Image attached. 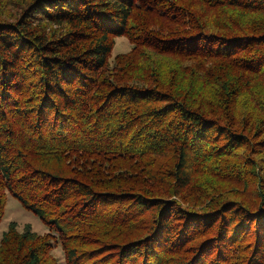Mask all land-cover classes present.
<instances>
[{"label":"trees","instance_id":"trees-1","mask_svg":"<svg viewBox=\"0 0 264 264\" xmlns=\"http://www.w3.org/2000/svg\"><path fill=\"white\" fill-rule=\"evenodd\" d=\"M8 193L0 264H264V0H0Z\"/></svg>","mask_w":264,"mask_h":264},{"label":"rangeland","instance_id":"rangeland-1","mask_svg":"<svg viewBox=\"0 0 264 264\" xmlns=\"http://www.w3.org/2000/svg\"><path fill=\"white\" fill-rule=\"evenodd\" d=\"M131 43L126 36H118L113 48V55L130 50ZM15 222L17 228L22 230L25 225L29 224L34 231L40 234L46 233L48 230L47 225L32 211L25 209L21 202L13 198L11 194H7V204L4 211V216L0 222V238L3 232L8 228V224ZM1 240V239H0ZM53 252L57 256L58 260L63 263L62 250L59 247H54Z\"/></svg>","mask_w":264,"mask_h":264}]
</instances>
